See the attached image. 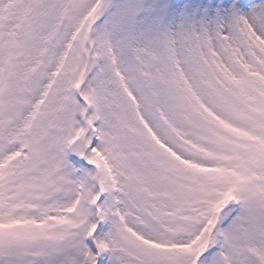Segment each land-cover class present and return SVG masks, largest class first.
Segmentation results:
<instances>
[{
  "label": "snow or ice",
  "instance_id": "snow-or-ice-1",
  "mask_svg": "<svg viewBox=\"0 0 264 264\" xmlns=\"http://www.w3.org/2000/svg\"><path fill=\"white\" fill-rule=\"evenodd\" d=\"M0 264H264V0H0Z\"/></svg>",
  "mask_w": 264,
  "mask_h": 264
}]
</instances>
